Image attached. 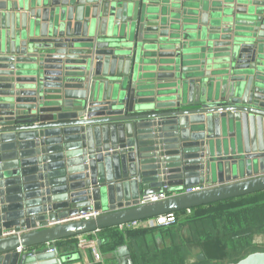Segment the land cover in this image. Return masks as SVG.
I'll return each mask as SVG.
<instances>
[{"label": "water", "instance_id": "obj_1", "mask_svg": "<svg viewBox=\"0 0 264 264\" xmlns=\"http://www.w3.org/2000/svg\"><path fill=\"white\" fill-rule=\"evenodd\" d=\"M260 191L264 0H0V264Z\"/></svg>", "mask_w": 264, "mask_h": 264}, {"label": "trees", "instance_id": "obj_2", "mask_svg": "<svg viewBox=\"0 0 264 264\" xmlns=\"http://www.w3.org/2000/svg\"><path fill=\"white\" fill-rule=\"evenodd\" d=\"M191 210L190 215H186L185 210L176 212L180 221L173 225L189 227V241L182 238L177 242L172 226L124 231L119 227H111L98 231L103 252L107 255L113 254L120 246L127 245L134 264H229L238 262L255 251H264L258 249L254 243V236L264 233V191L201 205ZM155 230L162 233L163 246L155 250L147 248L141 251L142 238L146 237L143 234ZM92 234L89 233L88 236L92 238ZM78 242L76 236L58 240L56 244L76 247ZM205 242L215 243L220 257L197 259L200 253H194L193 250L198 248L204 252ZM135 245L138 250L140 247L139 253L134 248ZM192 252L195 254V261L187 260ZM91 264L102 263L95 261Z\"/></svg>", "mask_w": 264, "mask_h": 264}, {"label": "built area", "instance_id": "obj_3", "mask_svg": "<svg viewBox=\"0 0 264 264\" xmlns=\"http://www.w3.org/2000/svg\"><path fill=\"white\" fill-rule=\"evenodd\" d=\"M203 187L197 186L193 188H188V192L192 191H198L202 189ZM171 194L168 193L167 191L163 190L161 192H156L150 194L147 198H142L141 203H149V202H155V201H160L163 199H166L170 196ZM186 215H190L192 213L191 209H186L185 210ZM100 215V212L98 211H92L90 213H85V214H78L74 217H68L56 221H48L47 226H54L58 223H66L72 220H80V219H92L96 218L97 216ZM179 217L176 212H170L166 214H161L155 217L151 218H146L143 220H138V221H133L129 222L127 224H123L119 226L120 230H127V229H138V228H157V227H171L179 222ZM37 227L43 228L42 223H38ZM13 235H21V232H17L14 229H9V230H4L2 232L3 237L7 236H13ZM52 243H48V251H54L51 247ZM78 247L82 250L87 247H91L93 249V253L95 258L100 261L101 260V255L99 254V251L97 250V240L96 239H87V238H82L79 241ZM18 252H22L23 248L20 246L17 248Z\"/></svg>", "mask_w": 264, "mask_h": 264}, {"label": "rangeland", "instance_id": "obj_4", "mask_svg": "<svg viewBox=\"0 0 264 264\" xmlns=\"http://www.w3.org/2000/svg\"><path fill=\"white\" fill-rule=\"evenodd\" d=\"M172 229H175L173 230L175 233V240L177 242H180L181 239L183 238L184 240H188L189 241V235H190V230H189V227L187 226H175L173 227ZM161 236H162V233H155V234H151V235H148V236H144L142 239V242L141 244H143L142 248H141V251H144L146 250L147 248H150L151 250H155L156 248H160L163 246L164 243H162L161 241ZM171 239V238H170ZM172 240V239H171ZM141 241V239L139 240V242ZM168 241V240H167ZM135 243V242H134ZM254 243L257 245L258 249L260 250H264V233H258L254 236ZM138 246L135 245V249L138 251V253L140 252V247H139V250L137 248ZM149 249V251H150ZM194 253H200V254H203L204 257L208 258L209 259H214V258H218L220 257V253H219V248L218 246L213 243V242H205L204 243V252H201L200 249L198 248H194ZM192 252V254L190 255V257H187V260L189 261H195L196 260V257L194 256V254ZM199 254V255H200ZM198 255V256H199ZM198 256H197V259H198ZM204 258V259H205Z\"/></svg>", "mask_w": 264, "mask_h": 264}, {"label": "crops", "instance_id": "obj_5", "mask_svg": "<svg viewBox=\"0 0 264 264\" xmlns=\"http://www.w3.org/2000/svg\"><path fill=\"white\" fill-rule=\"evenodd\" d=\"M174 227V226H172ZM38 229H40L39 227H37ZM155 233H160L159 230H155L153 232H147L143 235H151V234H155ZM92 238L88 236V234L85 235H81L78 236V239L80 241V239L82 238H87V239H96L97 240V250L99 251V254L101 255V260L99 262H101L102 264H117L118 262V257L116 255V253L113 254H105L103 252L102 249V240H101V236L98 234V232H94L92 234ZM162 236H161V241H162ZM79 244V242H78ZM143 244H141V248H142ZM58 249L60 253H64L65 255H67V257H69V262H67V264H91L95 261L98 262V260L95 258L94 253H93V249L91 247H87L85 249H80L78 247V245L76 247H66V246H61L58 245ZM131 253V252H130Z\"/></svg>", "mask_w": 264, "mask_h": 264}]
</instances>
